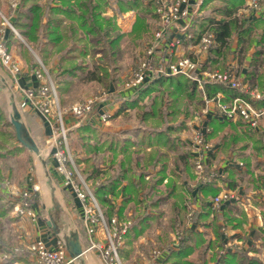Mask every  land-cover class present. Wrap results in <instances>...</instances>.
I'll return each instance as SVG.
<instances>
[{"label": "crops", "instance_id": "0c3cea01", "mask_svg": "<svg viewBox=\"0 0 264 264\" xmlns=\"http://www.w3.org/2000/svg\"><path fill=\"white\" fill-rule=\"evenodd\" d=\"M113 1L110 0L108 2L102 15L112 18L121 32L128 31L131 28L134 17L132 15L131 17L128 16V14L130 15L128 11L116 15V12L114 13L112 10ZM213 1L215 0H203L200 9ZM223 1L226 4H228V1L230 2V0H227V2L226 0ZM223 8H215L217 11L213 12V16L223 15ZM0 9H7L11 23L15 20L16 12L15 14L11 13L6 0H0ZM198 12L200 11L192 13L181 21L183 24H188V29L195 36L201 33L206 27L205 24L208 22V18H210L208 16L200 17L201 15ZM251 17L257 18L258 14L254 13L253 15L252 13ZM199 27L203 28L198 29ZM9 31L12 30L7 28L5 36H7ZM16 37L26 46L19 34ZM251 39L250 43L246 42L245 48L238 45L237 48H229L232 54L229 55L228 52L222 62L223 65H226V68L228 66L233 68L237 78L244 83L243 87L245 90L238 91L242 96L248 98L247 90H254L256 85H261L259 86V89H261L260 99L251 100V102L256 107H264V62L257 55L258 50L264 46V35L261 39V35L258 36L254 32ZM188 44L189 41L184 40L170 55V61L174 62L185 54L189 55ZM9 50L18 61L20 71L17 75H11L0 63V122L2 123L3 121V127L1 126L0 129L11 135L9 143L12 144L8 145V143L7 145L10 147H7L5 143L0 142V160H8L9 162L6 171L2 172L4 175L3 179H8L9 186H6L3 180L0 182V196L4 199H12L15 197L13 193L16 191L22 188L31 189L35 187L38 195L37 203L33 205L36 219L20 221L19 225L22 227V231L18 235L22 234L24 236L26 234L25 238L27 240H42L49 249L55 248L57 242L63 240L69 257H72V255L67 241L75 236L79 241L81 253L70 264H105L97 251L88 249L89 237L84 230L83 205L81 201L72 192L71 188L64 183L63 176L56 171V161L53 158L55 148L52 144V129L49 122L32 107L27 106L20 111V120L28 135L36 143L38 147L37 153L23 146L17 140L14 128L8 124L10 123L9 117L12 113V106L20 98L19 88H35L40 82L34 74L38 59L48 73L56 75L59 68L58 57L54 55L44 63L34 50L29 48V57H26L23 48L13 42L10 43ZM204 58L206 57L204 56ZM237 58H239V62L236 61ZM203 61L202 59L201 69L206 66ZM169 77L183 76L171 75ZM149 82L152 81L147 83ZM74 83L76 81L73 79L70 86ZM159 84L162 85L163 83ZM211 84L206 83V87L207 85L211 86ZM195 85L197 86L196 83ZM152 86L154 84L149 87ZM112 88V83L109 82L108 90L112 91ZM137 89H119L120 91L117 92L120 94V99L118 98V100L114 101L108 99V101L102 102L97 109V114L81 123H77L76 119L71 116L66 117L69 132L82 127L87 128L86 130L89 131L102 130L104 131L103 134L109 139L103 149L105 162L104 194L114 203V209H118L120 217L136 216L133 220V226L129 227L123 245L119 248L121 259L127 261L131 255L138 258V255L141 254L140 252L137 254L135 252L141 243L143 229L148 225L149 220L147 218L149 216L154 218L160 214L159 203L172 201L171 205L176 206L177 204L173 203V199L177 198L176 200H179V205L181 206L186 196H189V208H192L194 212L204 213V208H208V221L217 216L216 223L225 228V236L222 237L225 245L227 242H232V248H242L248 251V254L258 256L254 244L261 235L260 227L263 222L262 213L264 212V200L259 194L264 191V143L247 147V149H252L254 155H250L248 151L247 153H242L244 150H241V148L233 149L232 147L223 157L219 154L221 152L218 151L221 146L217 145L206 161L207 173L212 171L214 173L213 178L205 182L197 181L191 173L190 162L188 163V158L186 157L190 153L181 151L180 145L176 143L177 141L175 142L178 138L172 133L177 128L173 125H170V129L166 132H160L159 128L145 129L141 125L117 128L114 125L115 123H108L111 115L118 116L120 111L137 105L143 94ZM62 93H59V96ZM226 94L224 96L225 100L231 97L228 96L231 93ZM109 101L112 103L109 104ZM118 104H120L119 107ZM102 110L107 111L109 114L108 119L105 121L99 118ZM210 119L216 118L212 117ZM216 120L224 121V119ZM6 122L7 124H5ZM254 132L264 137V118L260 120L259 127ZM160 137L162 142L159 139ZM75 156L74 162L76 163L84 162L86 158L89 159L88 155L83 156L80 154ZM229 157L232 160L231 162L228 160ZM22 159L25 160L23 165ZM238 162H242L243 165L239 166ZM19 167L20 170L26 171V173L23 172L25 176L20 175L21 177L23 176V180H19L20 177L17 172ZM91 168L97 169L93 165ZM29 176L32 178L27 182V177L29 178ZM204 187L214 189L216 192L214 194L205 193ZM129 188H131L130 191ZM223 189L234 191L238 199L234 197L230 201L222 202L219 211L211 216L210 201ZM145 219L147 221L144 222ZM200 221L201 223L196 226V230L210 238L213 230L210 227L202 226L204 221L202 219ZM194 227L195 223L191 221L186 225L187 229H194ZM8 231L11 232L12 236L16 234L14 233L13 235V232H15L13 228ZM94 238L99 241L104 240L103 232L98 230ZM168 252H164L155 264H162L168 256ZM144 264L147 263L144 262ZM148 264H154V262ZM260 264L262 263L260 262Z\"/></svg>", "mask_w": 264, "mask_h": 264}, {"label": "rangeland", "instance_id": "374dc122", "mask_svg": "<svg viewBox=\"0 0 264 264\" xmlns=\"http://www.w3.org/2000/svg\"><path fill=\"white\" fill-rule=\"evenodd\" d=\"M109 1L110 0H108V2ZM140 1L142 2L141 4H143L144 6L149 0H140ZM234 1L236 2L234 4L237 6V10L235 11L234 17L237 16L238 20H241L243 17H247V16L251 17L252 13L253 15L254 13L258 14V17L263 14L264 17V0H256V2L260 7L258 12H255V9H253V7L250 6L251 0H242L241 3H238V0H234ZM6 2L9 8L8 0H6ZM227 3L228 4H226L225 1L223 0H215L213 2H210L207 6L203 8L201 7V9L199 7L198 10L200 12L198 13H200L201 15L200 17H204V16L215 17L213 16V12L215 13L217 11L215 8L220 9L226 7L225 9L227 10L229 8L232 9L233 5L232 6L230 5L231 2L228 1ZM150 4H151L150 7H148L147 9H143L142 7L141 9H138L141 10L142 12L136 9L126 10L130 13V15L128 14V16L131 17L132 15L134 17L133 23L135 22L139 14L144 16L143 18L145 21V26L140 30L138 29V31L134 32L135 36L128 35V33H130V31L132 30L133 23L128 31H123V33H125V37L121 40L119 44L118 54L116 55L117 58L115 60L113 61L110 60V62L106 63L105 61L108 60H105L106 58L104 59V54L103 51L101 50L96 51L93 56L87 54L85 57L76 58L77 63L80 62L86 63L87 69H92L94 67L93 66L94 63L101 64L105 62V64L103 65L104 66L103 69H105L106 72L104 74V70L101 69L100 73H103L104 79L112 83V87L114 88V90L112 88V91H109L108 86H106L107 84L101 81L100 82L96 80L81 81L80 77L73 78L76 81V83H74L72 86L68 85L67 86L68 88L64 89L60 97H59L60 92H58L60 109L62 111V120L64 122L65 127L68 128V125L66 123L67 116H71L75 118L77 123L79 122L81 123L84 121L75 117L70 112V107L75 103L84 102L90 98L93 99V109L95 110V112H93L94 115L97 114L98 112L97 109L102 102L104 103L108 101V99L111 101L118 100L120 94L117 91H120L119 89L123 90L126 88L125 84L132 77L134 71L138 68L141 61L145 57L147 48L154 41L155 31L161 26L159 16L156 13L155 0H151ZM112 10L114 11V13L116 12L115 13L116 15L121 14V12L120 13L118 12V4L116 0L113 1ZM0 11L3 14H7V9L6 10L0 9ZM216 18L222 19L224 18V16L222 14H219L217 17H215V19ZM209 21L210 18H208V22H206L205 20L206 22L205 25H208L210 23ZM181 24L183 23L181 22ZM207 27L208 26H206L205 29ZM201 28L203 27H199L198 29ZM205 29L201 31V33L204 31L212 32L211 29H209V27L208 29L206 30ZM261 30L262 27L259 26L258 29L254 30V32L256 33V35L260 36ZM199 35L197 36L193 35V37L189 39V44H188L190 49L189 55L191 59L195 62L196 70L191 71L190 77L184 74H177L184 76L187 79H189V81H193L197 84L193 92L185 88L181 90V87H179L178 89H174L175 88L174 84L167 85L168 83L166 82H164L166 84H162V85L159 83L154 84V86L149 87L144 92H142L143 94L141 95V98L138 100L137 105L131 106L127 110L120 111L119 113L120 115L118 116H115L113 114L111 115V117H109V119L107 118L109 120L108 123L110 124L115 123L114 125L117 128L127 127L129 125L131 127L141 125L145 129H149V128L161 129L164 127V125L167 124V125H173L177 129H179V130L175 129L172 134L175 135L176 138H178V139L175 138L176 139L175 142L177 141L176 143L180 145V150L185 151L186 153H190V155L188 154V156L186 155V157L188 158L187 159L188 163L190 162L191 173L194 175L195 178H196V174L194 170L193 157H192V149H193L192 134L193 131L199 128V126H201L202 124H203V128H207L210 130V135L208 132L207 138L209 142L213 145V147H216L217 145L221 146V148L218 151L221 152L219 154L222 157L225 154H227L228 150L231 149L232 147L233 149L241 148V150H244L242 151V153H247L248 151L250 155L252 154L254 155L252 149L251 150L247 149V147L254 146V144L264 143V137H262L259 133L254 132L256 130H254V128L251 127L247 122H245L241 117H237L235 120L227 119L223 121V120L210 119L211 117H209V115H207V113L205 112V110L211 106L215 94H217L218 92L222 93L224 96L226 94V92L221 89H218L217 91L216 90L212 91L210 89L211 87L210 85H207L206 87L204 78L206 77L207 73L213 71L223 72L227 69H233V68L229 66L228 68H226V65L225 64L223 65L222 61L227 53H225L226 52L225 48L222 49L221 52L216 51L215 48L218 46H217V42L215 41V38L205 48L204 44L202 42L200 43L199 41ZM226 41L228 43L226 47H229L230 49L232 47L237 48V45L241 46L240 43L238 42L236 33H233L230 37L226 38ZM246 42L242 44L245 47L247 44ZM228 54L231 55L232 51H230ZM204 56L206 58H204ZM101 59H104L105 61ZM202 59L204 60L203 62L206 63V66L205 68L201 69ZM236 61L239 62L240 61L239 58H237ZM47 74H49L50 80L54 83L59 79V76L57 74L56 75L52 73H47ZM194 76L200 78L201 82L198 83L196 80H194L192 78ZM212 82H217V81H211L209 83ZM239 82L241 83L240 88L234 90H239V91H241L242 89L245 90V88L243 87L244 83L240 80ZM259 86L256 85L254 87V91L261 94L260 93L261 89H259L260 88ZM250 91L251 90H247L248 96ZM237 95L239 96L241 94H230L228 96L234 97ZM108 103L110 104L112 102L109 101ZM119 105L120 104H118V107ZM160 106L161 107L163 106L164 111H170V112L169 113L164 112V114L161 115V113L158 112ZM171 111L173 114H171ZM102 113H105L106 115L109 116L107 111L102 110L100 114ZM77 129H73L71 132H69V130L66 131V152L73 160L76 157L75 155H80V154H82L83 156L88 155L87 156L89 157V159H87L88 161L79 162V163L75 162L77 171L80 173L82 177L85 176V173L92 172L93 170L91 168L92 165L93 167H97L98 171H100V173L97 174L96 182L94 180H88V181L86 180V182L89 184L88 187L91 189L92 185L94 186L98 183L97 181H103L104 179L105 162H104L103 149L108 143L109 139L107 136L103 134L104 131L102 130L79 131ZM4 143L5 145H7L9 143V139L4 141ZM8 145H12V144L9 143ZM8 145L7 147H10ZM23 161L25 160L22 159V165L24 164ZM8 165H9L8 160L7 161L0 160V171L3 177L4 175L2 172L6 171ZM17 172L19 173L18 175L20 177L19 180H23L22 177L25 176L24 173H26V171L24 172L22 169L20 170L19 167L17 169ZM20 175L23 176L21 177ZM31 178H32L31 176H29V178L27 177V182ZM196 180L198 181L197 178ZM23 189L26 188H22L20 190ZM30 190L34 194L33 205H35L38 200L37 189H35V187H32ZM188 197L189 196H186L185 201H183V204H181V206L179 205L180 203L179 200H176L177 198L173 199L174 200L173 203L177 204L176 206L171 205L172 201L159 203L160 214L154 218L149 216L147 218L149 220L148 225L143 229L144 232L141 237L142 238L141 243L139 244L138 249L135 252L136 254L138 252H140L141 254L138 255V258L134 255H131L127 261L121 259L122 264H144V262H146L147 264L150 262L151 263L154 262L155 264L164 252H168L169 249H176L179 247L181 238L178 240L177 244H174L175 237L177 233L180 234L181 237H183L184 234L183 226L187 225L191 221V217L193 216V210L192 208H189L190 198ZM13 199L14 200L11 201H13V205H14L16 203L15 202L16 199L15 198ZM184 204H186L185 209L183 207ZM13 208L14 207H12V210L10 211L9 214V217L11 218L8 219L6 222H3V229L0 234L1 235L0 238L3 241V244L0 247V262L4 261V259L13 257L15 255H21L24 258V260L27 262H23L22 260L21 261L15 260L13 264H29L28 263L29 253L27 250V246H28V242H30L31 240H27V238H25L26 234H24L23 236L22 234L18 235V233L22 231L21 230L22 227L19 225L21 223L20 221L23 220L31 221V218L29 216H25L22 219L15 217ZM131 208H132V203H131ZM100 209L102 211L103 217L107 219V216L105 214V210L107 209V207L103 206L100 207ZM177 210L178 212L176 213ZM177 214L179 215L176 216ZM112 217L117 219L118 223L130 222V227L133 226L134 223L133 220L134 218H136V216H132V215L126 217L113 215ZM129 218L132 219V221H130ZM145 221L147 220L145 219L144 222ZM12 228L13 231H15L13 232V235L14 233H16L14 236H12L11 232L8 231L9 229L11 230ZM84 230L86 231V229ZM98 230H100L99 227H97V231ZM220 231L222 235L225 236V228L221 226ZM203 236L206 241H208L209 239L215 240L214 232H212L210 238H208L207 235H203ZM124 239L125 237L122 238L121 245H123ZM102 241L103 242L106 241L105 238ZM225 249L226 250L232 249V246L226 247V245L224 244L222 248H218V246H215L214 248H209L205 254V260L207 261L206 264H214V258H219L221 256L220 252L225 251ZM153 250H158L161 252L157 256H152ZM260 256L261 255H258L257 257L259 261L262 264H264L263 258ZM193 258H197V253L194 254ZM162 264H168V263L163 262Z\"/></svg>", "mask_w": 264, "mask_h": 264}, {"label": "built area", "instance_id": "2783aa9c", "mask_svg": "<svg viewBox=\"0 0 264 264\" xmlns=\"http://www.w3.org/2000/svg\"><path fill=\"white\" fill-rule=\"evenodd\" d=\"M20 0H8L9 9L15 14ZM203 0H155L156 13L159 16L161 26L154 33V41L147 48L145 57L138 68L134 71L132 77L125 84L126 88H138L141 84L151 81L156 77L184 74L190 77L191 71L196 70L195 62L190 55L178 58L176 61H170V55L180 46L184 40L191 39L193 34L188 29V24H181L189 15L198 11ZM250 6L258 12L260 9L256 0H251ZM0 63L12 74L17 75L20 71L18 61L5 43L7 28L14 34L18 32L13 27L8 14L0 11ZM214 39L210 31H204L199 35V41L205 48ZM42 62L38 59L37 66L34 68V74L40 81L35 88H19L20 98L15 102L18 110H23L27 106H32L38 111L50 124L52 129L51 139L55 150L53 158L56 161V171L63 176L64 183L69 186L76 197L83 205V222L89 237L88 249H95L105 264H122L119 248L122 238L130 227V222L118 223L117 219H105L94 195L88 187L86 179L77 171L74 160L66 152V131L62 120V111L56 85L49 78ZM198 83L201 79L197 76L192 77ZM217 81L227 85L229 88L238 89L241 86L233 69H227L223 72L213 71L207 73L204 78L205 83ZM261 94L251 90L249 96L237 95L225 100L220 92L215 94L211 106L205 112L209 117L224 120H235L241 117L255 130L258 129L260 120L264 118V107H256L251 100L260 99ZM70 112L80 120L86 121L93 116V99H87L84 102L75 103L70 107ZM102 121L108 118V115L102 113L99 115ZM207 119V116H206ZM209 129L203 128V124L195 129L192 134V157L196 178L198 181H210L214 173H207L206 161L212 154L214 147L209 142L207 135ZM229 162L231 158L229 157ZM242 166V162L237 163ZM3 183L9 186L8 179H3ZM260 197L264 200V191H261ZM16 203L13 205L15 217L22 219L29 216L31 220L36 219L33 209L34 194L26 188L13 193ZM236 197L234 191L223 189L217 193L210 201L211 216L218 212L221 203L230 201ZM237 198V197H236ZM13 199V198H12ZM238 199V198H237ZM14 200V199H13ZM241 201V199H240ZM261 235L255 241V248L258 255L264 261V212L262 213ZM97 227L104 233L106 241H99L94 238ZM181 235L177 233L175 243ZM232 242H227L226 247H231ZM27 250L29 253V264H70L76 257L67 255L66 246L63 240L58 241L56 247L49 249L42 240H31L28 242ZM161 251L153 250L152 256L159 255ZM221 255L224 251L220 252ZM6 257V256H4Z\"/></svg>", "mask_w": 264, "mask_h": 264}, {"label": "trees", "instance_id": "16d2710c", "mask_svg": "<svg viewBox=\"0 0 264 264\" xmlns=\"http://www.w3.org/2000/svg\"><path fill=\"white\" fill-rule=\"evenodd\" d=\"M116 2L118 4L119 13L130 9L138 10L141 9V7L147 9L151 5V0L144 6L141 4L142 2L140 0H116ZM230 2V5H233L232 9H222L224 18L216 20L213 19L214 17H210V23L206 25L214 34L218 46L215 49L218 52H221L224 48L226 51L225 53L230 52L229 47H226L228 44L226 38L230 37L233 33H236L238 42L241 46H244L242 44L246 41H248V43L251 42L252 34L259 26L262 27L261 39L264 35L263 14L257 18L247 16L238 20L237 16L234 17L235 11L237 10V6L234 4L236 2L234 0ZM241 2L242 0H238V3ZM107 4L108 0H20L16 10V18L12 21V24L18 34L23 38L26 46L23 45V42L17 38L12 31H9L5 37V43L8 48L12 42L20 45L26 57H29L28 49L31 48L39 55L44 63L47 62V59L51 56L57 55L59 61L57 75L59 79L55 82V85L57 91L59 90L60 93H62L64 89H67L72 79L76 77H80L81 81H101L108 86L109 81L103 78V73H100V70L104 68L103 65L105 62L108 63L110 60L113 61L117 58L116 55L118 54L119 44L125 37V33L119 30L112 18L102 15ZM143 17L144 16L141 14L137 16L133 23L132 30L128 35L135 36L134 32L145 26ZM208 27L206 29H208ZM98 50L103 51L104 59L106 58L105 60L108 61L101 59L105 62L101 64L94 63L92 69H87L86 63L76 62L77 57H85L87 54L93 56ZM257 55H259L264 62V46L262 49L258 50ZM103 70L105 74L106 71L105 69ZM151 81L152 82L149 83H143L137 90L144 92L149 86L155 83H168L167 85L174 84V89L181 87V90L185 88L189 89L191 92L196 88L195 83L189 81V79L184 76L156 77ZM210 89L212 91L221 89L226 93L239 94V90L234 91L228 88L227 85L219 82H212ZM158 112L163 115L164 112L169 113L170 111H164L163 106H160ZM171 114H173L172 111ZM2 123L0 122V127H3ZM5 124H7V122ZM8 124L12 126L11 123ZM86 129L82 127L77 130L89 131ZM169 129L170 125L166 124L163 128H159V131L166 132ZM5 133L3 129H0L1 143H4V141L11 137L9 133ZM159 139L161 141V137ZM85 161H88L87 158ZM99 173L100 171H98V169H93L92 172L85 173L84 178L96 182L97 174ZM2 180L3 176L0 173V182ZM97 182L96 185L91 186V189L100 207H107L105 210L107 218L111 219L113 215L119 216L118 209H114V203L104 194V180ZM131 188H129V191ZM203 190L205 193L210 194L216 192L209 187H204ZM11 200L13 199H4L0 196V234L3 229V222L10 219L9 212L13 206V201ZM183 207L185 208L186 204H184ZM203 212L204 213H197L193 211L191 222L195 223L194 229H187L186 225L183 226L184 234L183 237H181L179 247L177 249H169L168 256L164 260V263L206 264L205 254L207 250L215 246H218V248L224 246V241L222 239L223 235L220 231L222 225L216 223L217 216L211 221H208L209 209L204 208ZM200 219L204 221L202 222V226L210 227L213 230L215 240L209 239L206 241L203 234L196 230V226L201 223ZM128 230L124 237L128 234ZM2 244L3 241L0 238V247ZM196 253L197 258H193ZM15 260L27 262L21 255H15L4 259V261L0 263L13 264ZM214 264H260V261L257 255H249L248 251L242 248H232L229 250L225 249L224 253L219 258H214Z\"/></svg>", "mask_w": 264, "mask_h": 264}, {"label": "water", "instance_id": "95a60500", "mask_svg": "<svg viewBox=\"0 0 264 264\" xmlns=\"http://www.w3.org/2000/svg\"><path fill=\"white\" fill-rule=\"evenodd\" d=\"M20 111L16 107L15 104L12 106V113L9 117L10 123L12 124L15 132V136L17 140L28 149L32 150L33 152H38V147L36 143L32 140V138L28 135L23 123L20 120ZM68 248L72 257H78L81 253V247L79 245L78 239L74 236L73 238H69L68 241Z\"/></svg>", "mask_w": 264, "mask_h": 264}]
</instances>
